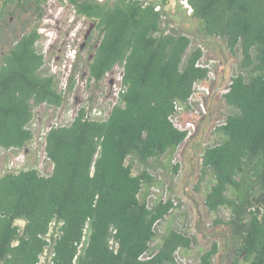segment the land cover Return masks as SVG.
<instances>
[{
  "label": "trees",
  "instance_id": "1",
  "mask_svg": "<svg viewBox=\"0 0 264 264\" xmlns=\"http://www.w3.org/2000/svg\"><path fill=\"white\" fill-rule=\"evenodd\" d=\"M59 1L93 25L65 87L37 47L47 0H0V31L13 4L37 20L0 55V150L29 156L39 140L50 165L0 169V264H264V0ZM210 45L235 61L218 122L195 143L194 189L215 234L198 246L173 186L187 123L211 116L191 100L194 85L211 89ZM115 65L105 117H88L89 96L67 122L33 125L40 106L68 109L77 74L99 92Z\"/></svg>",
  "mask_w": 264,
  "mask_h": 264
},
{
  "label": "rangeland",
  "instance_id": "2",
  "mask_svg": "<svg viewBox=\"0 0 264 264\" xmlns=\"http://www.w3.org/2000/svg\"><path fill=\"white\" fill-rule=\"evenodd\" d=\"M184 1L185 0H168V7L174 8L176 5H180ZM42 7L44 11L43 23H47V22L55 23L53 21L57 19L63 23L64 27H66V25L68 26V19H71L74 24V32H75V29H77V25L79 28V26L86 27L87 24H91L88 19L84 20V18L76 16L73 8L69 4H67L66 1L60 2L59 0H47V2ZM35 15L36 13L29 10V12L23 13L22 18L28 17L32 19V25H34L36 24ZM49 15L52 17L51 20H49L50 17L47 19ZM172 15L174 16L175 22H178V24L185 26V24L188 22L187 20L188 18L185 19V16L180 11H178L177 14L172 13ZM173 24L175 25L174 22ZM43 29H41V32L43 33V35L39 39L37 43V47L40 48L41 50L49 51L51 49L50 45L53 42L52 39H50L51 31L46 30V29L43 30ZM3 35H4V32H2V34L0 33V55L7 49L5 47H8L13 42V41H10V43L7 46L6 43L8 41L6 40V36H3ZM55 45L56 47L52 49V53L48 55L50 59L54 58V56L58 54V48L61 47V45L58 46L57 43H55ZM86 45L84 47L83 52L80 55L81 62L83 58H86L89 56V52H87ZM207 47L210 49L208 50L209 53L208 55H206V58L208 56L210 57L211 63H212L211 66H212V69L214 70L213 75H212L213 80L211 83L212 91L210 89V86H208L209 95L204 96L203 100L200 101L202 105H199V101H197L196 99L193 100V102L196 103L195 105L196 110L198 111L202 110V112L204 113L210 112L209 114L211 116L210 117H199L197 115L196 117L193 118L195 120L194 122H192L193 129L190 133L189 139L184 144H182L176 152L175 159L180 162L181 167H180V171L178 175L174 178V186H173L175 189V195L177 196L176 199H178L181 202L182 208L187 211V214H186L187 218H186V222L184 223H186L189 226L190 230H192L196 234L197 240H198V246H199V240L202 245L208 246L209 243L215 238V234L211 236H207L208 234L212 233V229L207 228L208 227L207 223H208L209 218L206 216L205 214L206 212H204L203 208L201 207V197H200L199 192L194 189V185L196 183L197 176L199 173V156H198L199 147L197 149L195 143L199 141V134L202 136L203 142L207 141L210 136V130L212 129V126L216 122H218L215 119L216 117L220 116L218 108H217L218 107L217 103H219L218 95L221 92V90L226 86L227 81L229 79L228 76L232 72L233 63L235 61V58L230 56L222 48H219L216 46L211 47V45ZM45 51L44 53H46ZM60 57H61L60 59L62 60L65 59V53L62 54L60 52ZM62 62H64V60L58 63L62 64ZM50 63H53L52 59L50 60ZM50 63L48 64V67ZM110 76H108V78ZM81 77L85 78V75L84 77L83 76ZM82 91H86L85 88L82 87L80 89V92L75 93V95L79 94V97H81ZM101 91L102 90L100 88L99 92ZM73 106H71V108H73ZM68 108H70V106H68ZM207 108H208V111H207ZM54 110H57V109H54ZM54 110L52 107H46V106H40L39 108L36 109L37 116L35 120L36 122H39L38 126L41 129H43L42 127L47 125V122H49L50 120L54 118V115L56 114ZM34 144L35 145L32 149L34 153L33 152L30 153L29 156L28 154H25L23 151H19L18 153L13 154L12 151L2 152L0 150V169H2L3 166L9 167L11 164L15 165L16 163L18 165H23L25 163L27 165H32L36 163L37 167L41 171L43 172L49 171L50 165L46 163L43 159L44 156H43V151H42V145L39 142L38 143L39 147L36 148V143L34 142ZM5 156L7 158H5ZM10 160L12 161L15 160V163L8 164ZM199 209L201 210V213H202L201 217L203 221L202 222L203 227H202L201 233H199ZM18 223L22 224V221H18ZM218 234H220L221 236V231L218 232ZM222 241H223V238L220 237L219 243H222ZM215 260L217 261V264H218L219 262L218 256L215 257ZM178 261L181 263H184V262H187V259L185 260V258L180 257L178 258Z\"/></svg>",
  "mask_w": 264,
  "mask_h": 264
},
{
  "label": "built area",
  "instance_id": "3",
  "mask_svg": "<svg viewBox=\"0 0 264 264\" xmlns=\"http://www.w3.org/2000/svg\"><path fill=\"white\" fill-rule=\"evenodd\" d=\"M78 41H80L79 37ZM79 43V42H78ZM77 43V44H78ZM44 51V50H43ZM67 55V54H65ZM64 62H62V64L59 63H50L49 68L50 70L55 73L58 74L60 76V85L62 87H65L67 84V78L68 75L72 69V64L68 65L69 62L67 61V58L65 56V59H63ZM62 60V61H63ZM112 75V76H110ZM108 76H110L108 78ZM120 77H121V68L119 65H115L113 67V69L109 72L106 73L105 78L100 82V87H101V92H95V91H89L87 90V78H82L81 76H79L78 74L76 75L77 78V82H76V88L71 92L68 93V106H70V108L68 109H64L63 107L58 108L57 110H53L56 113L54 115V118L52 120H50L49 122H47V125L45 126V129H47L51 123L53 122H67L68 120H70L74 114H75V110L77 109L78 106H80L81 104L87 102V98L89 96H93L92 98V102H93V107L88 115V117H92V118H102L104 115H106L109 110L111 109V105L112 103L115 101L116 97H117V93L120 89ZM108 78V79H107ZM195 86V91L192 93L191 95V100H197L199 101V105H202V103L200 102L201 100H203L204 96H207L209 94V89L207 85H203V84H196ZM85 88L86 91H82V96L79 97L78 95H75V93H79L81 88ZM74 105V106H73ZM71 106H73V108H71ZM180 109V108H178ZM37 116V115H36ZM174 120H176L174 118ZM39 122H36V120L34 121L33 125H37L38 126ZM187 126H189L191 129H193V123H187ZM35 143L37 144V141H35ZM2 152H6L4 150H1ZM11 163H15V160L12 161L10 160L8 164ZM17 164V163H16ZM10 165L8 168H14L17 167V165Z\"/></svg>",
  "mask_w": 264,
  "mask_h": 264
},
{
  "label": "flooded vegetation",
  "instance_id": "4",
  "mask_svg": "<svg viewBox=\"0 0 264 264\" xmlns=\"http://www.w3.org/2000/svg\"><path fill=\"white\" fill-rule=\"evenodd\" d=\"M25 8L26 7H17L16 4L11 5L7 11L8 15H6L4 19L1 21L2 29L0 33L2 34V32H4L3 36H6V40L8 41L6 43L7 46L10 43V41H14L16 37L20 35L19 33H21L22 31L28 30L33 26L32 19L28 17L22 18V15L24 12L25 13L29 12V10H25ZM43 17L40 20L42 22L38 21L39 33L41 34V37H42L43 33L41 32V29L44 28L46 30L51 31L50 39H52L53 41L52 44L50 45L51 49L49 51L44 50L46 52L44 54L48 58V55L52 53V49L56 47L55 43H57L58 46L61 45V47L58 48V54H56L54 58H51L52 62L58 63L62 61V59H60L61 58L60 52H61L62 54L63 53L67 54L65 56L67 58V61L69 62L68 65H71V64L73 65L76 61L77 54H81L84 50L85 45L87 44L86 41L88 37L90 36L91 30L93 28L92 23L87 24L86 27L79 26V28L77 25V29H75V32H74V24L71 19H68L69 27L67 25L66 27H64L63 23L57 19L53 21L55 23H48V22L43 23V20H44ZM48 18L49 20L52 19L50 15L47 17V19ZM82 18H84V20L87 19L85 17H82ZM36 23H37V20H36ZM77 37H79L80 39V42L78 44H77L78 42ZM8 47H5V48H8Z\"/></svg>",
  "mask_w": 264,
  "mask_h": 264
},
{
  "label": "bare ground",
  "instance_id": "5",
  "mask_svg": "<svg viewBox=\"0 0 264 264\" xmlns=\"http://www.w3.org/2000/svg\"><path fill=\"white\" fill-rule=\"evenodd\" d=\"M107 115V114H106ZM106 115H104L103 117H105ZM46 130V129H45ZM45 130H44V132H45Z\"/></svg>",
  "mask_w": 264,
  "mask_h": 264
}]
</instances>
